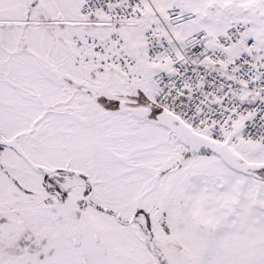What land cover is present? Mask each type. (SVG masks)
<instances>
[{"label": "snow or ice", "instance_id": "snow-or-ice-1", "mask_svg": "<svg viewBox=\"0 0 264 264\" xmlns=\"http://www.w3.org/2000/svg\"><path fill=\"white\" fill-rule=\"evenodd\" d=\"M0 264H264V0H0Z\"/></svg>", "mask_w": 264, "mask_h": 264}]
</instances>
